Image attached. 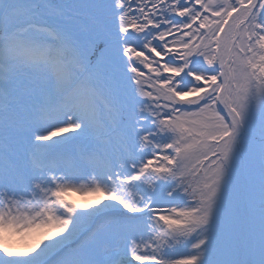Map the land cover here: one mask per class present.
I'll return each instance as SVG.
<instances>
[{"label": "snow or ice", "instance_id": "obj_1", "mask_svg": "<svg viewBox=\"0 0 264 264\" xmlns=\"http://www.w3.org/2000/svg\"><path fill=\"white\" fill-rule=\"evenodd\" d=\"M0 264H264V0H0Z\"/></svg>", "mask_w": 264, "mask_h": 264}, {"label": "bare ground", "instance_id": "obj_2", "mask_svg": "<svg viewBox=\"0 0 264 264\" xmlns=\"http://www.w3.org/2000/svg\"><path fill=\"white\" fill-rule=\"evenodd\" d=\"M77 201H79V204L85 203V200L77 199Z\"/></svg>", "mask_w": 264, "mask_h": 264}, {"label": "rangeland", "instance_id": "obj_3", "mask_svg": "<svg viewBox=\"0 0 264 264\" xmlns=\"http://www.w3.org/2000/svg\"><path fill=\"white\" fill-rule=\"evenodd\" d=\"M74 199V198H73ZM76 200V199H75ZM17 247H19V245H17Z\"/></svg>", "mask_w": 264, "mask_h": 264}]
</instances>
